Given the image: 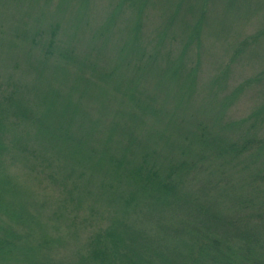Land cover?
Listing matches in <instances>:
<instances>
[{
	"label": "rangeland",
	"instance_id": "obj_1",
	"mask_svg": "<svg viewBox=\"0 0 264 264\" xmlns=\"http://www.w3.org/2000/svg\"><path fill=\"white\" fill-rule=\"evenodd\" d=\"M133 1L0 0V105L7 109L12 96L20 109L10 112L12 151L1 167L11 183L1 193L0 223L14 228L23 249L13 262L126 264L140 255L155 264H193L196 251L192 258L188 249L196 246L195 231L211 232V213L223 220L205 239H221L232 250L243 240V223L232 221L250 171L244 159L221 155L219 145L264 137V0ZM60 6H70L68 16L57 12ZM67 50L72 58L58 62L54 79L48 70ZM47 54L55 59L47 61ZM123 60L121 94L84 95L100 82L98 71H114ZM47 91L64 93L55 114L68 95L81 99L87 124L75 121L72 134L91 133L86 149L97 158L110 144L124 164V152L137 146L124 164L127 173L96 175L104 172L100 163L65 160L66 147H55L43 134L46 124L38 125L48 113L41 106ZM140 165L179 179L180 200L160 208L141 194L133 203L145 184L128 173ZM199 205L207 210L204 218L196 213ZM113 233L138 242L114 252L111 240L120 239ZM100 239L106 244L98 247ZM94 249L104 262L93 259Z\"/></svg>",
	"mask_w": 264,
	"mask_h": 264
},
{
	"label": "trees",
	"instance_id": "obj_2",
	"mask_svg": "<svg viewBox=\"0 0 264 264\" xmlns=\"http://www.w3.org/2000/svg\"><path fill=\"white\" fill-rule=\"evenodd\" d=\"M130 3L137 4V1L134 2L133 0H130ZM69 8L70 6H60L57 9V12H62V15L68 16L67 10ZM75 19H78L76 15ZM19 29L22 30V27H19ZM53 56L54 55L47 54L45 58L47 61H49L50 57L51 59H55ZM57 56V64H53L48 70L51 73H48V71L46 72L54 79H56V73L58 72L59 67L62 65L58 62L60 60H70L72 58V52L67 50V53L64 54L63 51H60ZM124 61L125 60L119 63L117 69H114V71L107 70L105 73H100L98 71L96 76L100 82L96 80L97 82H95L94 85L90 87L89 90L93 91L88 90L85 93L83 83H78L82 84V88L79 91L80 95L83 93H85L84 95L87 96L92 94H99L101 96L109 93L121 94L123 91V85H121L118 76L120 75L123 68L126 67V65L123 64ZM141 65L138 66L135 74L139 75L142 73ZM71 67L72 65H69L68 69L62 72L64 77L69 73ZM79 67H81L83 70V64H79ZM39 74L42 78L45 73ZM79 74H81L82 78L83 72L80 73L79 71ZM77 76L74 77V79H76ZM102 78H106V81H102ZM112 86H114V88H112ZM101 88H105L104 94H101ZM63 94L64 93L62 91H47L44 93V95L48 99V102L41 100L42 108L48 109V113L45 111L44 114H42L41 120L38 122L39 126L46 124L43 132L45 137H51V139H53L54 146L57 148H60L61 146L63 148L66 147V150L62 153L64 154L65 160L72 159L74 164H84L85 162L89 166L92 164L95 165L97 163L102 164L104 167V172L96 170V175H107L105 170L108 169L114 170L119 174L127 173V167L124 164L129 165V161L127 159H130L133 156L131 151L137 146L134 145V143H131L129 149L124 152V164L114 157V152L113 156L111 155L112 150L108 149L111 148L110 144H105V150L101 152L97 158L94 149H86V144L88 141L90 142L88 145L93 143L91 137H87V135L91 133L84 134V130H86L84 129L79 131V133L76 135L72 134V128L75 121L83 119V124H87V115H80L79 113V109L81 108V99L75 100L74 94L70 93L71 95H68V97L65 98V104L62 105V107L64 106V110L58 114H55L59 103L64 101ZM12 100H14V98L9 96L7 109H5L6 106L0 105V205L2 201L1 193L3 188L7 187L8 183H11L8 180V177L5 176L1 171V167L4 165L5 156L8 157L9 153L12 151V146L8 138V122L10 118V112H12V115L15 116V113H13L15 112L14 109L16 108L17 111L20 110L18 105H11L13 103ZM83 135H85L87 140L83 139ZM95 149L97 152H100L97 147ZM219 152L221 155H227L231 160L234 159L238 161L239 159H244L242 162L250 171V176L246 184H242L243 189H241V197L238 200L240 201L238 204V209L240 210L238 212V218L233 219L232 221L233 224L235 221L237 224L243 223V226L246 230L240 231V236L243 237V240L241 239V244L235 248V250H232L229 244L221 239H205L206 235L217 231L216 226L213 223L223 220L222 217L218 218L216 216H212L211 213L208 218L206 217V221H208L207 224L209 225L208 229L211 232L203 230V233L201 234L199 231H195L196 238L194 241L196 246H193L192 249H188L191 250L190 256L192 258L193 253L196 251L194 254L193 264H264V137L260 138L257 135L252 137L249 135L243 136L239 143L220 144ZM137 153H139L142 157H146V159L149 157L147 150L137 151ZM97 166L99 165L97 164ZM254 167L258 169V171H256V177L251 175V170ZM83 168L85 172H87V169L85 167ZM128 174L134 178H138L140 184H145L142 186V190H145L143 191L145 193H139L135 195L136 202L133 203H137L139 201L141 194H144L145 196L147 195L151 198V201L159 203L157 205L160 206V208V203L163 204L170 200H180L181 196L177 194V191L181 189L180 187H182V183L179 179L170 178L169 175L164 176L162 174H157L142 165H140V167L137 169L132 170ZM193 182L196 183L195 181ZM190 190H193V188L190 187ZM243 192L246 193L243 194ZM209 193L210 191H208V194ZM118 198L121 203L124 201L122 197ZM157 205H155L154 208H159ZM131 208H133L132 204H130L128 210ZM196 209V213L204 218L207 210L202 205H199L196 207ZM1 211L2 206L0 207V212ZM10 227L11 226H8L3 222L0 223V264H19L18 261L13 262V260L15 256H17L19 252L23 250L18 246V242L16 241V239L18 240V233L14 230V228ZM119 227L120 226L118 225V228ZM113 235L117 236V239H120L119 241H116V237H114L111 240L110 244L114 252H117L119 249L124 247L126 249H128V246L134 247L138 242L137 238L129 237V234L113 233ZM201 238H203V241L205 242L201 243L200 246L196 248ZM108 239H111V234ZM104 242V240L100 239L99 242L95 244H98L99 247ZM131 250L132 249H129L128 251ZM99 251L100 250L94 249L93 252H95V254H93L92 257L93 259H96V261L104 262V259L101 257L103 253ZM30 255L35 257V253ZM180 255L181 254L179 252L178 256ZM135 256L136 260H129L124 263L128 264L131 261L132 264H155L149 260H145L143 257L141 258L140 255ZM156 256L161 259L165 257H160L159 254ZM33 257L32 259H34ZM170 258L172 257L170 256ZM25 263L39 264L38 262H30L27 260H25Z\"/></svg>",
	"mask_w": 264,
	"mask_h": 264
}]
</instances>
